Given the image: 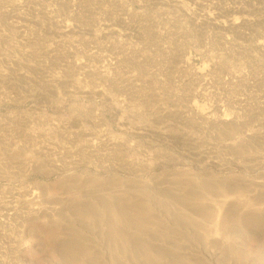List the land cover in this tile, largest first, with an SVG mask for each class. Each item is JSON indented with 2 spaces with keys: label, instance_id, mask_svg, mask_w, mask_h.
<instances>
[{
  "label": "rangeland",
  "instance_id": "1",
  "mask_svg": "<svg viewBox=\"0 0 264 264\" xmlns=\"http://www.w3.org/2000/svg\"><path fill=\"white\" fill-rule=\"evenodd\" d=\"M0 264H264V0H0Z\"/></svg>",
  "mask_w": 264,
  "mask_h": 264
},
{
  "label": "bare ground",
  "instance_id": "2",
  "mask_svg": "<svg viewBox=\"0 0 264 264\" xmlns=\"http://www.w3.org/2000/svg\"><path fill=\"white\" fill-rule=\"evenodd\" d=\"M206 19H207V17H206ZM217 24H218V23H217ZM233 24H234V23H233ZM106 25H107V24H106ZM230 25H231V24H230ZM232 26H233V25H232ZM234 26H235V25H234ZM229 28H230V27H229ZM231 28H232V27H231ZM108 31H109V32H112V33L115 32V31L112 30V29L107 30V32H108ZM104 33H105V32H104ZM205 193H206V192H205ZM202 195H203V194H202ZM196 200H199V199H196ZM225 205H226V201H223V200L220 201V203L217 204V206H218V208H219L220 210H222V209L224 208ZM222 217H223V216H222ZM222 217H221V219H220L221 224H222V219H223Z\"/></svg>",
  "mask_w": 264,
  "mask_h": 264
}]
</instances>
